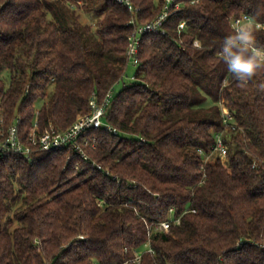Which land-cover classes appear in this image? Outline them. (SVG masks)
<instances>
[{"label": "trees", "instance_id": "1", "mask_svg": "<svg viewBox=\"0 0 264 264\" xmlns=\"http://www.w3.org/2000/svg\"><path fill=\"white\" fill-rule=\"evenodd\" d=\"M131 2L0 0V127L64 130L123 82L105 115L117 133L88 131L87 159L0 158V264H264V71L242 89L218 56L234 17L264 25V0H183L126 81L129 37L165 0ZM216 133L228 154L206 161Z\"/></svg>", "mask_w": 264, "mask_h": 264}, {"label": "built area", "instance_id": "2", "mask_svg": "<svg viewBox=\"0 0 264 264\" xmlns=\"http://www.w3.org/2000/svg\"><path fill=\"white\" fill-rule=\"evenodd\" d=\"M118 1L125 4L130 11L137 10L133 7L131 0ZM190 1L191 3H196L199 0ZM182 6L183 0H165L162 11L154 19L135 26L129 37L127 48V57L130 64L136 66L139 63V49L142 36L146 33L166 34L167 29L165 25L169 16L180 10ZM130 23H136L134 17L131 19ZM246 23H254V21L250 16L245 14L234 17L232 20V26L235 29ZM185 27L186 21H182L178 26L179 32H182ZM194 44L199 45L198 41H195ZM113 92L114 88H111L101 102L95 97H92L90 100L91 111L78 116L77 119L64 130H60L52 124L45 128H40L37 118H35L32 128L27 133L20 130V118H17L7 128L0 127V158L8 154H22L31 160L33 153L36 151H50L71 146L74 150L79 152L81 157L87 159L88 155L81 146V139L88 131L105 128L106 130L117 133V130L105 120V115L110 106ZM223 118L227 126H230L234 122V116L227 108H223ZM1 121H3V119H1ZM90 139L92 142L96 140L95 136H92ZM215 139L216 142L212 146L210 153L207 154L203 149H199V152L205 155L206 161L215 154L222 159H225L228 154V146L224 141L223 133H216ZM87 142L88 140L85 139L84 143ZM68 158H71V156H68ZM98 167L102 168L100 165H98ZM179 221L180 218H172L161 222L158 227L162 231L168 232L171 224L179 223ZM148 250L150 252L153 251L151 247H149ZM142 253V250L136 252L135 259L137 262L141 260Z\"/></svg>", "mask_w": 264, "mask_h": 264}, {"label": "clouds", "instance_id": "3", "mask_svg": "<svg viewBox=\"0 0 264 264\" xmlns=\"http://www.w3.org/2000/svg\"><path fill=\"white\" fill-rule=\"evenodd\" d=\"M264 29L259 23H246L226 35L222 41L219 58L226 65L228 73L240 88H247L250 81L264 71V49L256 46V32ZM264 91V83L257 85Z\"/></svg>", "mask_w": 264, "mask_h": 264}, {"label": "rangeland", "instance_id": "4", "mask_svg": "<svg viewBox=\"0 0 264 264\" xmlns=\"http://www.w3.org/2000/svg\"><path fill=\"white\" fill-rule=\"evenodd\" d=\"M85 18H86V19H85ZM85 18H84L85 20H89V19H90V17H89L88 14H87V16H86ZM135 70H136V67H135L134 65H132V64L129 63L128 71H127V75L125 76L124 80H126V81L131 80V78L134 77V72H135ZM122 86H123V82L121 81L120 83H118V84L114 87V94L117 93V92H119L120 89L122 88Z\"/></svg>", "mask_w": 264, "mask_h": 264}]
</instances>
